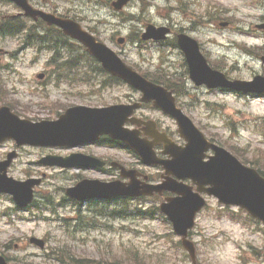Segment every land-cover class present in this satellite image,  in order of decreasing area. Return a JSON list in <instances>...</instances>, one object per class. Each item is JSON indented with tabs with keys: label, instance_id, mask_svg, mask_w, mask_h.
I'll list each match as a JSON object with an SVG mask.
<instances>
[{
	"label": "rangeland",
	"instance_id": "rangeland-1",
	"mask_svg": "<svg viewBox=\"0 0 264 264\" xmlns=\"http://www.w3.org/2000/svg\"><path fill=\"white\" fill-rule=\"evenodd\" d=\"M52 1L69 17L75 15L85 30L138 73L149 78L171 79L168 81L175 85L178 107L207 139L239 160L264 170V99H246L195 87L185 75L176 51L139 43L133 36L140 34L147 24H172L178 30L186 29L183 31L200 44L209 64L229 77L249 80L254 75L264 76V64L260 61L264 56V30L255 28L264 25V0H130L119 13L110 8L115 0ZM17 13L13 5L0 2V18ZM222 21L229 23L226 31L217 27ZM119 37L125 39L121 46L116 44ZM19 46L14 38H0L3 94L0 105H10L23 118L52 120L71 106L101 107L125 103L136 96L125 85L103 90L93 85L69 87L53 83L45 69L51 55H37L32 50L20 52ZM248 47L253 49V54H248ZM44 72L47 82L40 84L35 76ZM81 78L77 74L73 79ZM14 149L12 142L0 146V160ZM96 152L104 154L103 149ZM47 154L64 155L65 152L23 148L8 170V176L16 180L43 176L35 199L40 206L47 203L61 206L58 217L45 212L47 217L41 218L36 216L35 209L15 212L8 196L0 195V250L11 259L9 264H56L47 260L46 251H39L28 243L30 237L46 240L47 249H54L55 254H60L63 248L65 257H74L84 264H190L161 217L138 213L132 216L128 211L122 218L98 216L97 210L109 215L121 202L93 204L95 207L83 205L80 209L84 220L96 227L73 233L61 220L71 219L78 207L63 201L64 189L72 186L76 175L81 174L38 166L36 162ZM114 156L125 163L128 160L125 153ZM145 171L157 176L155 171ZM146 205L153 207L156 202H146ZM126 206L133 210L139 203L127 202ZM149 211L151 208L145 209L146 215H150ZM191 239L196 245L199 264H264L262 225L244 211L223 207L213 199H208L207 207L197 216Z\"/></svg>",
	"mask_w": 264,
	"mask_h": 264
},
{
	"label": "water",
	"instance_id": "water-1",
	"mask_svg": "<svg viewBox=\"0 0 264 264\" xmlns=\"http://www.w3.org/2000/svg\"><path fill=\"white\" fill-rule=\"evenodd\" d=\"M21 6L27 15L35 13L27 7L25 0H11ZM128 0H118L112 6L120 10ZM48 24H56L65 34L77 39L84 44L88 52L102 63L103 68L112 75L121 78L133 88L143 92V101H154V105L165 113L175 118L179 133L187 141L183 153L179 154L171 163L176 170L172 172L181 179H190L197 186L198 192H205L216 197L220 203L237 205L249 214L262 221L264 224V178L254 170L243 167L234 157L222 148L208 143L201 133L193 126L191 121L183 116L174 106V100L165 90L155 87L125 67L120 60L106 47L97 44L80 27L69 20H58L46 17ZM144 40L153 38L161 39L162 31H155L152 27L142 36ZM122 40L119 41L121 43ZM182 48L189 65L191 80L196 85H206L209 88H228L244 93H264V78L256 77L252 82L235 81L227 82L223 75L212 72L200 55L198 46L193 40L184 37ZM132 113L127 106H114L106 109H89L84 107L67 110L57 121L40 122L31 124L26 120H19L11 114L8 108H0V143L7 139L15 140L17 146H77L79 144L98 139L102 134L109 135L112 139L122 141L124 144L135 148L145 164H155L150 158L149 151L140 149L134 142L133 136L122 129L126 118ZM211 149L213 157L203 162L204 153ZM14 154L8 155L6 162L0 163V192L9 193L18 207H26L32 201V188L39 181L28 180L15 182L7 178L6 169ZM81 161L68 163L67 160L56 157H46L40 164L46 166L72 167L82 166ZM101 164V163H99ZM85 166H90L89 164ZM131 182L127 185L119 183L101 184L97 181H83L75 188L66 191V194L76 200L88 198H110L119 196L139 197L152 196L154 193L162 194L164 191L176 194L177 197L167 198L161 204L160 210L167 215L173 224L174 232L182 237V244L195 261L194 248L186 240L187 230L193 226L195 214L204 206V200L199 194L192 192V187L173 181L163 182L158 186L138 184L129 176ZM209 186L208 189H203ZM31 243L43 248L42 241L35 239ZM0 264H5L0 257Z\"/></svg>",
	"mask_w": 264,
	"mask_h": 264
},
{
	"label": "flooded vegetation",
	"instance_id": "flooded-vegetation-1",
	"mask_svg": "<svg viewBox=\"0 0 264 264\" xmlns=\"http://www.w3.org/2000/svg\"><path fill=\"white\" fill-rule=\"evenodd\" d=\"M31 3L34 7L38 8V9H41L45 12H49V13H57L56 9L47 1V0H31ZM147 108L151 109L150 106H146ZM144 107L143 110H141L140 112H138V115H137V118L139 119H142L144 121H147V120H152L155 122L158 130L162 133H165L172 141H174L175 144L177 145H181V142L179 141H176L175 139V135H176V132L175 130L171 129V127L169 126H166L164 124H161L157 119L153 118V117H148L146 115H143V111L144 109L146 108ZM129 128L133 129L132 127L128 126ZM138 132L139 133H146L147 130L146 128H139L138 129ZM162 147H157L156 148V151L158 153V155H161V151H162ZM107 163H110V161H112V157H102ZM105 174H109V173H112V171L107 168L105 171H104Z\"/></svg>",
	"mask_w": 264,
	"mask_h": 264
},
{
	"label": "trees",
	"instance_id": "trees-1",
	"mask_svg": "<svg viewBox=\"0 0 264 264\" xmlns=\"http://www.w3.org/2000/svg\"><path fill=\"white\" fill-rule=\"evenodd\" d=\"M13 25H14L13 22L6 21V22H3V23L0 24V29H9ZM0 35H3V32H0ZM114 81H116V80H114ZM261 174L264 176V172H262ZM59 264H66V262L60 260V263ZM116 264H118V263H116Z\"/></svg>",
	"mask_w": 264,
	"mask_h": 264
}]
</instances>
